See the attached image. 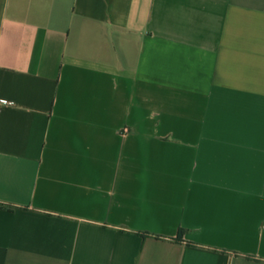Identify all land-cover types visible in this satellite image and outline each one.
I'll list each match as a JSON object with an SVG mask.
<instances>
[{
  "label": "crops",
  "instance_id": "obj_1",
  "mask_svg": "<svg viewBox=\"0 0 264 264\" xmlns=\"http://www.w3.org/2000/svg\"><path fill=\"white\" fill-rule=\"evenodd\" d=\"M0 100V264H264V0H0Z\"/></svg>",
  "mask_w": 264,
  "mask_h": 264
},
{
  "label": "trees",
  "instance_id": "obj_2",
  "mask_svg": "<svg viewBox=\"0 0 264 264\" xmlns=\"http://www.w3.org/2000/svg\"><path fill=\"white\" fill-rule=\"evenodd\" d=\"M0 207H2V206H0ZM181 230L179 231V234H178V237L176 238V239H179V237L181 236Z\"/></svg>",
  "mask_w": 264,
  "mask_h": 264
},
{
  "label": "built area",
  "instance_id": "obj_3",
  "mask_svg": "<svg viewBox=\"0 0 264 264\" xmlns=\"http://www.w3.org/2000/svg\"><path fill=\"white\" fill-rule=\"evenodd\" d=\"M0 103H5V101H3V100H0Z\"/></svg>",
  "mask_w": 264,
  "mask_h": 264
}]
</instances>
